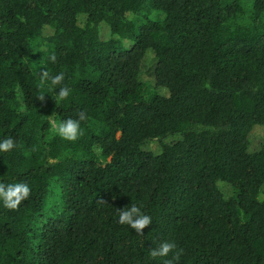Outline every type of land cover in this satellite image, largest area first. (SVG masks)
Instances as JSON below:
<instances>
[{
  "label": "trees",
  "instance_id": "obj_1",
  "mask_svg": "<svg viewBox=\"0 0 264 264\" xmlns=\"http://www.w3.org/2000/svg\"><path fill=\"white\" fill-rule=\"evenodd\" d=\"M262 128L264 0H0V264H264Z\"/></svg>",
  "mask_w": 264,
  "mask_h": 264
},
{
  "label": "clouds",
  "instance_id": "obj_2",
  "mask_svg": "<svg viewBox=\"0 0 264 264\" xmlns=\"http://www.w3.org/2000/svg\"><path fill=\"white\" fill-rule=\"evenodd\" d=\"M48 59L50 62H56L55 55H49ZM40 83L44 84L50 80L51 86L60 85L64 80V73L60 72L54 76H50L47 70H43L40 73ZM70 94V89L67 86L59 88L57 92L58 100L66 99ZM83 113L79 115L77 119H64L56 120L52 118L50 120L51 130L54 135L60 138L75 142L80 136L83 135V129L81 128V121L84 119ZM14 147V141L12 138L0 139V152H8ZM30 186L27 183L16 182L10 184L0 183V204L8 210H16L22 201L26 200L30 196ZM118 212V223L121 225H127L133 229L137 234H141L142 230L148 227L152 223V217L146 215L140 207L135 204L128 205ZM176 248L174 242L165 241L153 248L150 251V255L155 257H166L169 252ZM179 254L172 257V260H178ZM172 260H168L165 264H172Z\"/></svg>",
  "mask_w": 264,
  "mask_h": 264
},
{
  "label": "rangeland",
  "instance_id": "obj_3",
  "mask_svg": "<svg viewBox=\"0 0 264 264\" xmlns=\"http://www.w3.org/2000/svg\"><path fill=\"white\" fill-rule=\"evenodd\" d=\"M152 60H149L147 62H145L144 64V75L149 77V74L152 70V67H153V61L151 62ZM264 137V128L262 129H258L256 130L255 132H253V136H252V142H259L260 139Z\"/></svg>",
  "mask_w": 264,
  "mask_h": 264
}]
</instances>
